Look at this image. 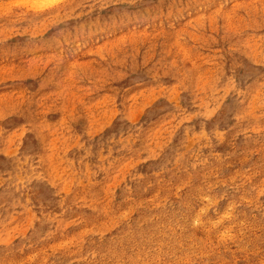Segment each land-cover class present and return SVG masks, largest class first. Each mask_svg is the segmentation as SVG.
I'll return each mask as SVG.
<instances>
[{
	"label": "rangeland",
	"instance_id": "1",
	"mask_svg": "<svg viewBox=\"0 0 264 264\" xmlns=\"http://www.w3.org/2000/svg\"><path fill=\"white\" fill-rule=\"evenodd\" d=\"M0 264H264V0H0Z\"/></svg>",
	"mask_w": 264,
	"mask_h": 264
},
{
	"label": "bare ground",
	"instance_id": "2",
	"mask_svg": "<svg viewBox=\"0 0 264 264\" xmlns=\"http://www.w3.org/2000/svg\"><path fill=\"white\" fill-rule=\"evenodd\" d=\"M42 2H44V1H42ZM52 3V2H51ZM48 4L50 5V3L48 2ZM53 4V3H52ZM46 6H48V5H46Z\"/></svg>",
	"mask_w": 264,
	"mask_h": 264
}]
</instances>
